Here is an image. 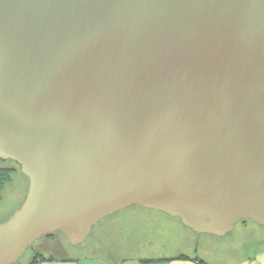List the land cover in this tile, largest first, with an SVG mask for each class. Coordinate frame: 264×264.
I'll use <instances>...</instances> for the list:
<instances>
[{"label": "water", "instance_id": "obj_1", "mask_svg": "<svg viewBox=\"0 0 264 264\" xmlns=\"http://www.w3.org/2000/svg\"><path fill=\"white\" fill-rule=\"evenodd\" d=\"M0 159V264L132 205L264 227V0H0Z\"/></svg>", "mask_w": 264, "mask_h": 264}, {"label": "rangeland", "instance_id": "obj_2", "mask_svg": "<svg viewBox=\"0 0 264 264\" xmlns=\"http://www.w3.org/2000/svg\"><path fill=\"white\" fill-rule=\"evenodd\" d=\"M0 167L14 169L11 181L0 192V222H3L21 206L28 189V178L16 161L0 159ZM156 211L137 205L116 211L96 224L90 236L78 245L70 244L61 234L43 237L35 241L14 264H32L35 252L56 259L80 256L83 262L89 261L92 256H104L100 250L95 253L92 252L94 248L90 249L92 243H99L103 238L108 245L120 242L124 248L122 252L128 254L148 256L175 250L178 244L172 240L179 239L180 234L174 233L172 225L164 218L167 214ZM191 233L199 238L200 255L217 262L228 261L229 256L233 259L235 254L242 255L246 250L252 253L256 247L264 244V227L250 220L238 222L235 229L224 236ZM171 242L174 245H170ZM43 244L48 247L43 248ZM64 248L67 254L62 251Z\"/></svg>", "mask_w": 264, "mask_h": 264}, {"label": "crops", "instance_id": "obj_3", "mask_svg": "<svg viewBox=\"0 0 264 264\" xmlns=\"http://www.w3.org/2000/svg\"><path fill=\"white\" fill-rule=\"evenodd\" d=\"M144 212H147V210L144 209ZM166 216L164 218L172 225L171 228L173 231L175 230L174 233L180 234L179 239L172 240L178 244L175 250L161 254L140 256L124 253L122 252L124 250L123 245L120 242H112L111 245H108L103 238L99 243H92L90 249L94 248L92 252L95 253L100 250L99 252H102L104 256H90V260L88 259L89 261L85 262H83V258L76 256L59 258L53 261H43L36 264H264V244L256 247L252 253L246 250L242 255L235 254L233 259L229 256L230 260L225 262H217L203 257L199 252V238L197 235H193L194 233H191L193 231L184 226L176 217ZM172 244L174 245L171 242L170 245ZM181 254L188 257L178 258L177 256Z\"/></svg>", "mask_w": 264, "mask_h": 264}, {"label": "trees", "instance_id": "obj_4", "mask_svg": "<svg viewBox=\"0 0 264 264\" xmlns=\"http://www.w3.org/2000/svg\"><path fill=\"white\" fill-rule=\"evenodd\" d=\"M14 172V169H10V168H5V167H0V192L3 188V186L10 182L11 181V176H12V173ZM247 220H243L241 222H245ZM55 234H48L46 236H54ZM62 235V234H61ZM178 258H181V257H188L187 255H178L177 256ZM53 260H56V258L54 256H45L44 254H36L34 256V259L33 261L31 262L32 264H36L38 262H43V261H53ZM208 264V263H206Z\"/></svg>", "mask_w": 264, "mask_h": 264}, {"label": "flooded vegetation", "instance_id": "obj_5", "mask_svg": "<svg viewBox=\"0 0 264 264\" xmlns=\"http://www.w3.org/2000/svg\"><path fill=\"white\" fill-rule=\"evenodd\" d=\"M55 235H58V234H55ZM44 237H46V236H44ZM42 239H44V238H42ZM47 247H48L47 244H43V248H47ZM62 251L66 252L65 248ZM66 254H67V252H66ZM35 255H36V252L33 256H35ZM68 257H71V256H68Z\"/></svg>", "mask_w": 264, "mask_h": 264}]
</instances>
